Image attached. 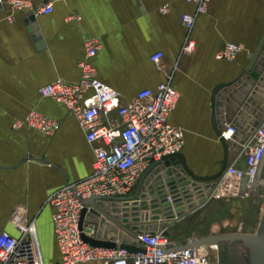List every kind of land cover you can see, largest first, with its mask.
I'll return each mask as SVG.
<instances>
[{
    "label": "crops",
    "instance_id": "0c3cea01",
    "mask_svg": "<svg viewBox=\"0 0 264 264\" xmlns=\"http://www.w3.org/2000/svg\"><path fill=\"white\" fill-rule=\"evenodd\" d=\"M49 1L54 10L36 15L0 4V234L19 236L21 220L34 222L45 263L62 264L50 197L92 173L95 151L75 114L64 102L43 96L41 87L59 77L78 81L90 38L101 41L91 57L98 77L117 89L123 102L144 88L156 89L172 73L181 96L170 121L184 129L183 152L196 172L214 173L223 147L212 124V91L249 63L264 35V0H210L204 13L187 0H33L37 7ZM185 12L196 15L193 54L183 52L190 32L182 21ZM229 42L245 48L234 60L219 58ZM157 51L165 53L162 68L151 59ZM32 109L59 121V128L46 133L16 125ZM223 200L141 223H155L175 242L206 236L220 226L210 209ZM195 219L199 229L210 223L207 234L177 232Z\"/></svg>",
    "mask_w": 264,
    "mask_h": 264
},
{
    "label": "built area",
    "instance_id": "2783aa9c",
    "mask_svg": "<svg viewBox=\"0 0 264 264\" xmlns=\"http://www.w3.org/2000/svg\"><path fill=\"white\" fill-rule=\"evenodd\" d=\"M187 1L196 5L197 13L206 12L210 2ZM0 4L32 15L54 10L51 1L38 7L33 0H0ZM182 21L190 30L183 52L193 54L197 45L191 30L196 24V15L185 12ZM100 46L98 38L87 40V58L80 63L82 76L78 81L59 77L40 89L43 96L62 101L69 107L95 151L92 173L65 183L50 197L55 208L53 223L62 264H219V256L213 255L215 244L164 253L158 245L175 241L162 229H144L133 236L135 250L123 247L121 236L116 246L94 245L86 239L85 236L110 239L116 233L114 227L122 231L111 212L106 211L107 203L123 202L133 195L141 178L151 168L164 156L183 151L186 143L184 129L170 121L181 96L173 83L174 74L169 73L156 89L144 88L131 100L123 102L120 92L98 77L91 61ZM244 48L243 44L229 42L217 56L234 60ZM164 57L163 51L151 55L159 68L163 67ZM219 118L224 135L242 147L233 154L223 174L211 182L213 185L197 196V206L240 195L241 180L245 176L249 178L247 195L264 161V99L252 102L249 96L235 112H222ZM23 123L46 133L60 126L59 121L36 109L16 125ZM261 183L264 184V180ZM90 199H94V203L88 202ZM20 224L19 236L8 231L0 234L1 264H46L35 223L26 224L21 220ZM103 232H107L106 237Z\"/></svg>",
    "mask_w": 264,
    "mask_h": 264
},
{
    "label": "water",
    "instance_id": "95a60500",
    "mask_svg": "<svg viewBox=\"0 0 264 264\" xmlns=\"http://www.w3.org/2000/svg\"><path fill=\"white\" fill-rule=\"evenodd\" d=\"M37 29V25H35ZM250 96L252 102L264 99V35L259 45L249 54V63L238 77L215 85L212 91V124L214 131L223 147V157L219 168L211 174H199L191 167L183 151L168 154L157 166L151 168L145 176V185L140 186L136 193L112 205L107 203L106 211L122 231L114 227L116 233L108 238L85 236L94 245L116 246L121 236L122 246L135 250L136 240L133 236L144 229L156 230L155 223H141L146 220L160 218H176L184 215L189 209L197 206V196L213 185L212 181L219 178L233 158L240 151L241 144L223 133V124L219 115L222 112L233 113L245 103ZM245 107H249L245 104ZM264 161L251 186L261 187V173ZM249 178L241 180L240 195H245ZM201 200V199H199ZM88 202L94 203V199ZM101 204V203H100ZM86 209L83 210L82 221ZM121 232V235L120 233ZM105 237L107 232H103ZM219 244L220 264H264V210L260 223L254 232H233L211 234L183 241L159 244L166 252L188 248L190 246Z\"/></svg>",
    "mask_w": 264,
    "mask_h": 264
},
{
    "label": "rangeland",
    "instance_id": "374dc122",
    "mask_svg": "<svg viewBox=\"0 0 264 264\" xmlns=\"http://www.w3.org/2000/svg\"><path fill=\"white\" fill-rule=\"evenodd\" d=\"M261 180H264V167L261 173ZM213 203L214 202H212V204ZM263 210L264 184L259 187L257 192L251 193L250 195L227 197L222 202L213 204V208L210 209L211 215L215 217L214 219L218 220L220 226L219 228H216L215 232L209 233L208 235L233 232H254L260 223ZM206 214H208V212ZM207 222L209 221L206 220L203 224H206ZM190 223L192 224H190L191 226L189 228H182L180 226V228L177 229V232H187V235H201L207 234L210 230V223L206 224L203 229L198 228L197 220H193ZM215 245L216 247L213 248V255L217 257V255L219 256V244ZM46 263L50 264L48 259H46Z\"/></svg>",
    "mask_w": 264,
    "mask_h": 264
}]
</instances>
